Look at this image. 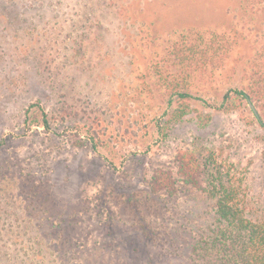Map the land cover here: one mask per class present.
<instances>
[{
  "label": "rangeland",
  "instance_id": "rangeland-1",
  "mask_svg": "<svg viewBox=\"0 0 264 264\" xmlns=\"http://www.w3.org/2000/svg\"><path fill=\"white\" fill-rule=\"evenodd\" d=\"M261 27L237 0H0V264H191L215 204L177 177L185 149L230 165L264 222L260 108L219 107L264 73ZM191 30L235 47L174 121L160 69L177 74L168 47ZM157 169L172 193L151 190Z\"/></svg>",
  "mask_w": 264,
  "mask_h": 264
},
{
  "label": "trees",
  "instance_id": "trees-1",
  "mask_svg": "<svg viewBox=\"0 0 264 264\" xmlns=\"http://www.w3.org/2000/svg\"><path fill=\"white\" fill-rule=\"evenodd\" d=\"M237 1L242 12L260 17V32H264V0ZM200 32L191 30L181 34L168 47L166 61L177 69V74L164 75L162 71L165 70L160 69L161 85L177 105L171 114L174 121L189 113L190 79L225 68L235 47L230 34L225 32L236 31ZM260 56L264 57V54ZM248 73L249 78L240 89L231 87L225 91L219 107L224 112H231L238 110L241 101L254 103L260 108L261 114L257 118L264 127V73L252 70ZM40 117L41 126L50 130L47 114L43 111ZM175 164L177 177L215 204L212 226L192 246L191 264H264V222L249 217L246 186L232 173L231 166L219 160L211 150L187 149L177 151ZM151 182L152 191H174L175 179L168 171L157 169Z\"/></svg>",
  "mask_w": 264,
  "mask_h": 264
},
{
  "label": "water",
  "instance_id": "water-1",
  "mask_svg": "<svg viewBox=\"0 0 264 264\" xmlns=\"http://www.w3.org/2000/svg\"><path fill=\"white\" fill-rule=\"evenodd\" d=\"M250 106H252L251 104H250ZM252 109H253V107H251ZM253 111L255 112V110L253 109ZM255 114H256V112H255Z\"/></svg>",
  "mask_w": 264,
  "mask_h": 264
}]
</instances>
